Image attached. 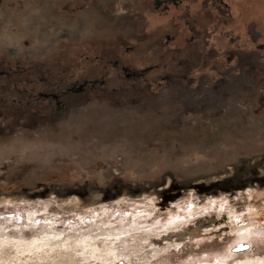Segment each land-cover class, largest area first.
I'll use <instances>...</instances> for the list:
<instances>
[{
    "label": "rangeland",
    "instance_id": "1",
    "mask_svg": "<svg viewBox=\"0 0 264 264\" xmlns=\"http://www.w3.org/2000/svg\"><path fill=\"white\" fill-rule=\"evenodd\" d=\"M183 1L0 0V264H264V0Z\"/></svg>",
    "mask_w": 264,
    "mask_h": 264
},
{
    "label": "flooded vegetation",
    "instance_id": "2",
    "mask_svg": "<svg viewBox=\"0 0 264 264\" xmlns=\"http://www.w3.org/2000/svg\"><path fill=\"white\" fill-rule=\"evenodd\" d=\"M185 2L183 0H160V6L163 8V10L165 11H170L171 9H177L179 8L180 6L183 7L185 6L184 4ZM219 3L220 5L223 6V8L225 9L226 12H229L231 11V4L229 2H225L224 0H219ZM159 6V7H160ZM158 7V8H159ZM156 8V7H155ZM156 8V9H158ZM184 10V8H183ZM186 14H188L187 11H185ZM184 13V12H183ZM183 22V20H182ZM183 26L185 27V31L187 32L188 34V38L190 41L194 40V35H191V32H193L192 30H194L193 28L189 27L188 24L186 23H182ZM188 38H183V44H181V47L180 46H176L174 48H171V50H181V49H186L187 48V45H186V41L188 40ZM172 40V42L174 41V38L170 35H166L165 34V39L164 41H161L160 39L158 40V46L160 49H162L165 53H169L170 52V48L168 47L169 44H171L172 42L170 41ZM259 49H263L264 48V45L263 44H260L258 45ZM113 65L115 67H119L121 64L118 60L114 61L113 62ZM121 70L125 73V77L127 79H132V78H137V77H140L142 76L144 73H146L149 69L151 68H147L146 71L142 70L139 74L135 73H131L130 70L125 67V66H120ZM4 73H2L1 75H3ZM30 76V75H29ZM29 80V78H27ZM27 85H31V83L28 81V84ZM104 85V81H101V82H98L96 80H86V81H83L82 84H80L79 86H83V88L81 90H77V89H68L67 92H65L66 94H69V93H72V94H81V93H84L86 91L87 88H92V90L96 89L97 86H103ZM30 91L32 92V89L29 91H27L29 94H28V98H27V101H26V109H28L27 111H30V110H33L34 107H35V104L36 102H39L41 99L43 100H49L51 102L54 103L55 105V111L56 112H60L61 110H63V94H55V93H38V94H31ZM38 113H39V110H38ZM35 117H34V120L36 123H39V115L37 114H34Z\"/></svg>",
    "mask_w": 264,
    "mask_h": 264
},
{
    "label": "water",
    "instance_id": "3",
    "mask_svg": "<svg viewBox=\"0 0 264 264\" xmlns=\"http://www.w3.org/2000/svg\"><path fill=\"white\" fill-rule=\"evenodd\" d=\"M154 5H155L156 8H158L160 6V0H154ZM82 88H83V86H81L79 88V90H81Z\"/></svg>",
    "mask_w": 264,
    "mask_h": 264
}]
</instances>
